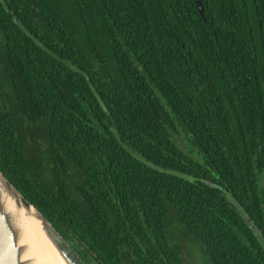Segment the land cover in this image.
Segmentation results:
<instances>
[{
    "label": "trees",
    "instance_id": "16d2710c",
    "mask_svg": "<svg viewBox=\"0 0 264 264\" xmlns=\"http://www.w3.org/2000/svg\"><path fill=\"white\" fill-rule=\"evenodd\" d=\"M199 2L0 0V173L86 264H264V0Z\"/></svg>",
    "mask_w": 264,
    "mask_h": 264
},
{
    "label": "water",
    "instance_id": "95a60500",
    "mask_svg": "<svg viewBox=\"0 0 264 264\" xmlns=\"http://www.w3.org/2000/svg\"><path fill=\"white\" fill-rule=\"evenodd\" d=\"M194 6L204 19L199 0H192ZM7 198L21 208H30V217H26V225L37 227L46 243L53 249L63 264H86L79 254L62 238L42 215L4 178L0 173V264H40L37 260L35 246L28 239L27 226L16 210L10 205ZM249 220V219H248ZM37 222V223H36ZM253 227V226H252ZM263 246L264 238L261 237ZM34 248V251H33Z\"/></svg>",
    "mask_w": 264,
    "mask_h": 264
},
{
    "label": "bare ground",
    "instance_id": "6f19581e",
    "mask_svg": "<svg viewBox=\"0 0 264 264\" xmlns=\"http://www.w3.org/2000/svg\"><path fill=\"white\" fill-rule=\"evenodd\" d=\"M10 205L16 210L18 215L22 220V224L27 226L26 233L28 239L31 240V245L35 246V250L39 252L37 254V260H39L40 264H63L62 261L59 259L57 254L53 251V249L46 243L45 239L42 238L38 231V223L37 227L30 226V224L26 225V217H30L31 211L30 208L24 209L21 208L18 204H14L11 198H7ZM33 243V244H32ZM34 251V248H33Z\"/></svg>",
    "mask_w": 264,
    "mask_h": 264
},
{
    "label": "rangeland",
    "instance_id": "374dc122",
    "mask_svg": "<svg viewBox=\"0 0 264 264\" xmlns=\"http://www.w3.org/2000/svg\"><path fill=\"white\" fill-rule=\"evenodd\" d=\"M0 80L2 79L0 78ZM16 127L23 132L30 158L33 161H36L37 159L38 161L40 160L41 162H44V160L41 159V152L44 148V135L42 128L33 126L27 127L24 122L19 120H16Z\"/></svg>",
    "mask_w": 264,
    "mask_h": 264
}]
</instances>
